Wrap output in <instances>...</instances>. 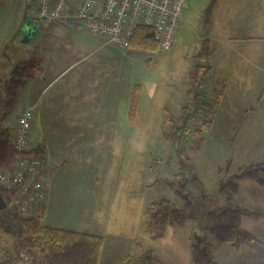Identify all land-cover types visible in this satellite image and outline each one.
I'll use <instances>...</instances> for the list:
<instances>
[{"label": "rangeland", "instance_id": "374dc122", "mask_svg": "<svg viewBox=\"0 0 264 264\" xmlns=\"http://www.w3.org/2000/svg\"><path fill=\"white\" fill-rule=\"evenodd\" d=\"M209 2L210 0H188L174 42L168 50L149 53L111 47L108 50L112 57L109 54L101 55L100 66L110 70L113 77L117 75L118 81L127 82L130 88L139 85L140 100L143 102L141 105L143 113L134 129L131 130L130 126L121 128L120 124L116 158L119 173L114 175V168L109 165L113 152L106 154L107 149L102 150L99 145L89 144L84 148L90 155L85 154V159L80 161L71 160L54 173L51 213L46 216V222L50 225L68 226L67 229L103 233V254L106 252L109 254L111 264H122L121 257L127 252L141 254L148 248L153 249L158 258L167 264H194L190 259L191 251L186 252L185 238L191 224L197 226L196 219H188L183 228L173 233L172 229L177 225H169L164 236L154 240L142 231L141 225L144 209L150 201L169 198L178 205L182 202V198L167 183L172 179L177 162L173 147L163 136L167 122L166 113L162 108L165 107L168 112L177 115L180 106L186 100L187 75L194 63V55L201 47L202 35L205 34L203 13ZM28 5L33 6L34 0H0V11L5 18L6 27L14 21L16 25H20L17 26L18 29L13 30L4 50L7 58L3 61L6 63L3 64L1 71H6L7 68L10 71L11 60L21 57V54L24 58L25 54L29 53L26 47L30 43L38 44L41 41L38 36L30 42L22 41L26 29L22 17L24 11L27 12L25 16L27 19L31 16V7ZM54 48L55 45L52 43L50 51ZM227 56L231 58L232 54ZM211 87L212 80L208 74L205 90L210 91ZM231 87L234 89V85L231 84ZM26 94V89L21 91L13 110L5 118V123L10 128L20 106L27 99ZM261 99H264V93ZM221 116L222 113H217V118L204 133L202 151L191 157L206 189L201 202L207 206L226 203L224 196L218 193L220 178H227L245 165L264 162V109L253 113L246 126L237 123L236 128L229 120L222 121ZM88 157L90 158L87 159ZM95 161H99V165L103 167L109 165L98 180L95 179L97 174ZM111 162L114 163V158ZM50 183L47 184L49 191L52 189ZM238 184L239 188L233 202L252 211L264 213V187L252 179H241ZM116 186L119 194H124L123 197L126 199L124 217L120 218L122 222L119 221L116 225L95 224L94 219H98L97 211L92 206L94 203L98 205L99 202L93 201L98 200V194L110 191ZM190 189L197 193L194 188ZM101 203L104 205V200ZM242 219L260 220L262 225L259 233L264 234V216L257 219L244 216ZM112 229L115 233H112ZM0 233L7 234L3 231ZM194 234L205 235L195 228L192 232L193 241ZM5 236V239L1 236L4 245L8 241V247H5L9 253L15 252V249H10L11 235ZM206 239L208 242H214L209 234H206ZM222 246L229 247L228 244ZM222 246L216 249L215 260L217 257L225 256ZM10 260L12 259L9 258L5 264ZM249 263L247 261V264Z\"/></svg>", "mask_w": 264, "mask_h": 264}, {"label": "crops", "instance_id": "0c3cea01", "mask_svg": "<svg viewBox=\"0 0 264 264\" xmlns=\"http://www.w3.org/2000/svg\"><path fill=\"white\" fill-rule=\"evenodd\" d=\"M28 7L32 8L31 5ZM26 14L27 12L24 11L22 16L24 23L27 19ZM29 20H31L30 17ZM31 24L35 26L36 32H28V28L25 29L24 35L29 39L22 41L30 42L37 36L41 41L38 44L30 43L26 47L29 53L27 52L24 58L21 54V57L11 60L9 64L12 65L9 70L11 71L14 65L29 59L33 54L42 56L41 70L31 76L21 90L26 89L27 99L18 112L24 106H29L33 110L30 144L32 148L37 149L45 166L46 200L42 219L47 223L46 216L51 213L50 202L55 171L66 166L71 160L85 159V154L89 153L84 147L89 144L99 145L102 150L107 149L106 154L114 153L111 156L112 159L114 158V163L111 159L109 165H112L114 175H117L119 172L116 158L120 124H122L121 128L130 126L131 130L134 129L143 113L141 106L143 102L140 100V95L136 114L133 118H129L128 109L134 85L130 88L127 82L118 81L117 75L113 77L110 70L100 66L101 55L109 54L112 57L108 48H118L105 36L79 31L60 22L39 25L31 20ZM17 26L20 25H16L14 21L6 27L5 18L0 11V69L6 63L3 62L7 58L4 50L13 30L18 29ZM31 31L34 30L31 29ZM88 35L95 37L86 38L85 36ZM202 37V40L207 38L214 49L208 72L212 84L218 79H224L226 83L214 120L217 118V113H222L221 120H229L234 128L237 127V123H243L246 126L253 113L264 109V103L261 102L262 93H264V0H217L210 24ZM52 43L55 48L50 51ZM230 53L231 58L227 56ZM107 62L109 64L110 60L108 59ZM10 71L8 68L6 71L0 70V78L8 75ZM231 84L234 85V89ZM162 110L167 112L165 107ZM95 165L97 171L95 179L98 180L109 165L100 166L99 161H95ZM49 182L52 188L50 191L47 190ZM116 189H118L117 186L107 191L108 195L107 192L98 194V200H94L95 195H93V202H99L98 205L94 203L92 206L96 209V217L99 219H94L95 224L116 225L119 221L122 222L120 218L124 217L126 199L123 197L124 194L120 195ZM102 200L105 202L104 205L101 203ZM262 216L264 213L258 212L257 216L247 217L257 219ZM185 224L186 222L183 225H177L171 233L177 232ZM241 225L253 233L257 241L252 245H244L239 250L229 244V247L219 245L216 249L222 246L225 256L217 257V264H245V262L247 264V261L250 262L249 264H264V234L259 233L262 223L260 220L242 219ZM52 226L68 227L58 224ZM195 228L199 230L197 226L191 224L185 238L186 252L191 251V260L193 244H195L192 232ZM72 230L103 236V233L94 230ZM0 231L3 230L0 229ZM112 233H115L113 229ZM8 234L10 233L4 235L0 233L4 239ZM200 235L203 237L202 234ZM1 236L0 260L5 261V264L9 258L14 257L15 252L9 253L6 248L8 241L4 245ZM9 239L10 249L13 250L15 249L14 238L11 235ZM152 251L158 258L155 251L153 249ZM143 253L134 255L130 251L123 254L122 264H134L133 261ZM16 264H26V262L21 259ZM99 264H111L109 254L107 252L103 254V250H101Z\"/></svg>", "mask_w": 264, "mask_h": 264}, {"label": "trees", "instance_id": "16d2710c", "mask_svg": "<svg viewBox=\"0 0 264 264\" xmlns=\"http://www.w3.org/2000/svg\"><path fill=\"white\" fill-rule=\"evenodd\" d=\"M216 4L217 0H210L204 9L205 30ZM126 48L149 53L157 51L153 29L138 25ZM213 56L214 49L210 41L203 39L187 75L186 100L177 115L167 111L165 116L167 127L163 136L173 147L177 162L172 179L167 183L182 198V202L178 205L169 198L150 201L144 209L141 225L146 235L158 239L164 236L169 225H183L188 219H196L197 227L205 235L200 245L193 244L194 264H217L215 251L221 244H229L239 250L257 241L253 233L243 228L241 220L244 216H257L258 212L235 204L233 198L241 179H252L264 187V162L251 163L227 178L219 179L218 193L224 196V205L207 206L201 202L206 189L191 157L202 151L204 133L213 123L226 85L224 79H218L210 91L205 90ZM41 64L42 56L33 54L29 59L18 62L8 75L0 78V168L8 166L16 155L11 144V128L5 123V118L13 110L27 80L41 70ZM140 91L136 84L131 94L129 118L136 114ZM261 102L264 103V99ZM29 153L41 159L37 149ZM190 188L197 190V193H193ZM0 193L7 202V207L0 210V229L10 233L15 241L14 257L8 264H16L24 258L30 259L31 264H99L104 242L102 235L49 225L43 221L42 213L35 217H22L16 207L9 203V193L1 184ZM206 234L213 237V243L207 241ZM4 262L0 260V264ZM133 263L167 264L158 259L150 248Z\"/></svg>", "mask_w": 264, "mask_h": 264}, {"label": "built area", "instance_id": "2783aa9c", "mask_svg": "<svg viewBox=\"0 0 264 264\" xmlns=\"http://www.w3.org/2000/svg\"><path fill=\"white\" fill-rule=\"evenodd\" d=\"M188 0H35L30 19L39 25L60 22L79 31L105 36L118 48H126L138 25L153 29L159 51L171 48ZM34 114L20 109L11 128L14 159L0 168V184L9 203L22 217L42 213L46 200L43 161L29 151Z\"/></svg>", "mask_w": 264, "mask_h": 264}, {"label": "water", "instance_id": "95a60500", "mask_svg": "<svg viewBox=\"0 0 264 264\" xmlns=\"http://www.w3.org/2000/svg\"><path fill=\"white\" fill-rule=\"evenodd\" d=\"M24 26L26 27V29L28 28V32H33V33L36 32L35 26L31 24V20H29V19H26V22L24 23ZM31 29H33L34 31H31ZM27 39H29V38H26V35H24L22 40L26 41ZM184 196L186 197L187 194H184ZM6 207H7V202H6V200L3 198V196L0 193V210L5 209ZM194 236H195L194 237L195 238V244L200 245L201 242H202V238L203 237L201 235H199V234H194ZM24 261L26 262V264H31V260L30 259L27 260L26 258H24Z\"/></svg>", "mask_w": 264, "mask_h": 264}]
</instances>
